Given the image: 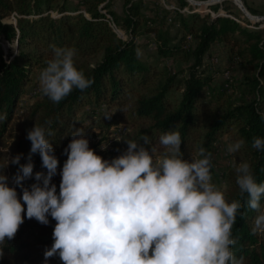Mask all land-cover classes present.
<instances>
[{
	"label": "trees",
	"instance_id": "obj_1",
	"mask_svg": "<svg viewBox=\"0 0 264 264\" xmlns=\"http://www.w3.org/2000/svg\"><path fill=\"white\" fill-rule=\"evenodd\" d=\"M114 1L0 0V116L4 117L0 119V147L8 137L16 102L30 82L32 71L46 67L53 58V46L75 49L74 66L94 83L84 91L74 89L59 104L47 96L37 101L9 147L11 157L22 154L20 163H26L31 146L26 138L28 130L34 124L48 128L46 122L51 121L55 135L49 137V142L59 161L51 183L58 193L60 168L67 158L63 150L72 139L71 130L83 128L84 137L89 139L91 126L77 116L86 103L113 106L109 124L126 115L141 120L152 142L171 129L178 131L183 159L191 156L202 125L199 147L207 151L223 134L231 143L243 139L241 149L232 153L235 164L225 174L227 187L223 192L226 202L240 200L243 205L232 228L236 243L231 250L237 259L242 258V264H264V233H252L257 212L247 206L246 194L240 196L235 172V166L247 162L256 182H264V149L252 147L253 137L264 139V28L244 26L230 12L214 17L197 12L187 0H176L173 10L158 0H122L121 12L113 9ZM183 8L188 11L183 12ZM209 8L216 10L217 6ZM108 16L128 33L127 39L110 27ZM10 17L14 22L6 20ZM172 27H176L174 34ZM139 34L154 35L160 56L185 58V72L158 69L148 60H141L135 40ZM4 41L14 43L15 52L6 54ZM216 42L226 45L233 64H240L242 72L237 77L230 75L214 82L218 70L206 58ZM230 89L236 93L234 98ZM96 146L89 143L98 155ZM5 154L0 150V164L5 162ZM31 160L33 176L21 181L23 187L37 182L36 172H46L38 153L32 154ZM17 170L18 165L9 162L3 171L8 185L15 187L19 196L21 186L14 181ZM260 203L262 208L264 197ZM48 219L44 225L25 217L14 239L2 246L0 264H44L43 253L51 247L56 223L50 216ZM47 264L62 261L54 256Z\"/></svg>",
	"mask_w": 264,
	"mask_h": 264
},
{
	"label": "clouds",
	"instance_id": "obj_2",
	"mask_svg": "<svg viewBox=\"0 0 264 264\" xmlns=\"http://www.w3.org/2000/svg\"><path fill=\"white\" fill-rule=\"evenodd\" d=\"M53 58L39 77L40 90L59 104L74 89L84 91L94 80L74 66L75 49L53 46ZM0 116V119H3ZM48 128L28 130L31 146L27 162L16 154L0 164V257L6 240L14 239L24 218L47 225L56 221L51 247L44 264L58 256L62 264H242L231 250L236 243L232 228L243 207L240 200L226 202L211 182V154L203 147L197 157L182 158L178 131L162 134L159 142L166 152L153 154L134 140H125L126 150L107 160L97 155L84 137L83 128L71 130L72 139L63 152L59 192L51 183L59 161ZM149 144L147 136L141 138ZM244 145L238 139L229 153ZM252 147L264 149V139L253 137ZM38 153L46 172L34 174L36 183L23 187L21 181L33 176L32 154ZM18 165L14 176L21 186L7 183L4 169ZM240 196L256 211L252 233H264V182L257 183L247 162L235 166ZM23 201V203H21Z\"/></svg>",
	"mask_w": 264,
	"mask_h": 264
},
{
	"label": "rangeland",
	"instance_id": "obj_3",
	"mask_svg": "<svg viewBox=\"0 0 264 264\" xmlns=\"http://www.w3.org/2000/svg\"><path fill=\"white\" fill-rule=\"evenodd\" d=\"M160 5L164 6L169 10L176 8V0H158ZM196 1H207V0H196ZM242 4L254 18L247 16L240 8V0H222L215 1L211 0L209 3H203L199 5H193L197 7L194 10L200 13L208 12L211 17L216 16L217 14H225L230 12L236 19L244 26H247L252 29L264 28V0H241ZM122 0H115L113 2V9L117 12L122 11ZM211 5L217 6L216 10L209 8ZM182 11L187 12V8H183ZM51 15H54L55 12L51 11ZM7 21H13L14 18L10 17L6 19ZM116 33L122 39L128 38V33L122 29L118 24H116ZM171 33L176 32V27L170 29ZM190 38L188 37V40ZM137 43V55L141 60H148L158 69L167 68L171 71L185 72L188 61L181 57H162L157 53L156 45L154 42L153 34H139L135 38ZM3 50L6 54L10 52H15V44L9 42H2ZM207 61L212 63L218 71H215L214 82H221L227 79L230 75L237 77L238 74L242 72L240 64L232 63L229 60L227 54V47L221 42L213 43L209 49V55L207 56ZM44 68H35L31 73V80L25 86L23 94L18 98L13 113V118L8 127V137L4 141V145L0 147V150L4 151V155L11 159L9 147L14 142L15 137L19 133V126L30 114L31 109L34 104L41 100L45 95L42 94L40 90L39 77L40 73ZM228 71H225L227 70ZM228 92H232V98L235 97L236 93L230 89ZM113 106H107L105 104H93L86 103L83 104L77 114V116L84 121V124H89L90 133L88 142L90 144L97 143L95 151L104 159L111 160L112 158L122 154L126 148L127 144L125 140H134L138 144H143L154 157H159L165 154L166 149L160 144L159 141L152 142L149 139V134L144 133V125L141 120L134 119L128 115L124 119L113 122L109 124L112 120L113 115ZM173 131V129L169 130ZM198 139L194 144L192 149V154L190 157L185 158V160H191L194 157H197V152L199 143L202 140L204 134L203 125L198 129ZM143 136H147L150 143L144 144L141 139ZM232 144L228 139L226 134L221 135L215 143L210 148V151L206 153L211 154V177L212 183L220 191L224 192L227 187L226 172L232 168L235 164V157L232 153L228 152V146ZM6 146V147H3ZM264 210V204L261 208ZM256 217V216H255Z\"/></svg>",
	"mask_w": 264,
	"mask_h": 264
},
{
	"label": "water",
	"instance_id": "obj_4",
	"mask_svg": "<svg viewBox=\"0 0 264 264\" xmlns=\"http://www.w3.org/2000/svg\"><path fill=\"white\" fill-rule=\"evenodd\" d=\"M190 4L193 5H199V4H203V3H209L211 0H207V1H196V0H187ZM215 1H222V0H215ZM239 8L250 18H254V16L250 15V13H248V11L246 10V8L244 7V5L242 4L241 0H240V4H239Z\"/></svg>",
	"mask_w": 264,
	"mask_h": 264
},
{
	"label": "built area",
	"instance_id": "obj_5",
	"mask_svg": "<svg viewBox=\"0 0 264 264\" xmlns=\"http://www.w3.org/2000/svg\"><path fill=\"white\" fill-rule=\"evenodd\" d=\"M108 23H109L110 27H111L114 31H116V27H117V25L115 24V22L113 21V19H112L110 16H108Z\"/></svg>",
	"mask_w": 264,
	"mask_h": 264
}]
</instances>
